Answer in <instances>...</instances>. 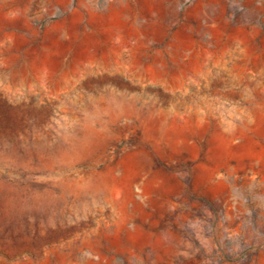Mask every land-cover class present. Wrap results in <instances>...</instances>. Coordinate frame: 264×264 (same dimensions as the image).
I'll list each match as a JSON object with an SVG mask.
<instances>
[{"label":"rangeland","instance_id":"obj_1","mask_svg":"<svg viewBox=\"0 0 264 264\" xmlns=\"http://www.w3.org/2000/svg\"><path fill=\"white\" fill-rule=\"evenodd\" d=\"M0 264H264V0H0Z\"/></svg>","mask_w":264,"mask_h":264}]
</instances>
